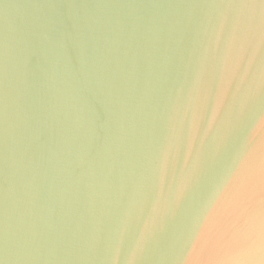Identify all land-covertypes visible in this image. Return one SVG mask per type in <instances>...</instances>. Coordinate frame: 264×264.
<instances>
[{"label": "water", "instance_id": "1", "mask_svg": "<svg viewBox=\"0 0 264 264\" xmlns=\"http://www.w3.org/2000/svg\"><path fill=\"white\" fill-rule=\"evenodd\" d=\"M0 264H264V2L0 0Z\"/></svg>", "mask_w": 264, "mask_h": 264}, {"label": "snow or ice", "instance_id": "2", "mask_svg": "<svg viewBox=\"0 0 264 264\" xmlns=\"http://www.w3.org/2000/svg\"><path fill=\"white\" fill-rule=\"evenodd\" d=\"M262 2H264V0H262Z\"/></svg>", "mask_w": 264, "mask_h": 264}]
</instances>
